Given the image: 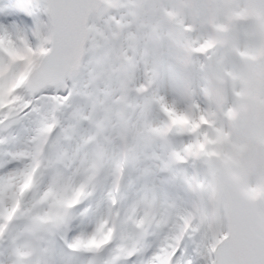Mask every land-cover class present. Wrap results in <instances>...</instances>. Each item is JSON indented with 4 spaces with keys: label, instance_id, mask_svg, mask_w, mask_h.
Segmentation results:
<instances>
[{
    "label": "snow or ice",
    "instance_id": "obj_1",
    "mask_svg": "<svg viewBox=\"0 0 264 264\" xmlns=\"http://www.w3.org/2000/svg\"><path fill=\"white\" fill-rule=\"evenodd\" d=\"M0 264H264V0H0Z\"/></svg>",
    "mask_w": 264,
    "mask_h": 264
}]
</instances>
